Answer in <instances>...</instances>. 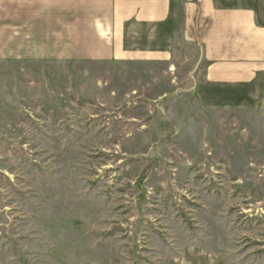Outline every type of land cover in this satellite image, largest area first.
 Segmentation results:
<instances>
[{
	"label": "rangeland",
	"instance_id": "1",
	"mask_svg": "<svg viewBox=\"0 0 264 264\" xmlns=\"http://www.w3.org/2000/svg\"><path fill=\"white\" fill-rule=\"evenodd\" d=\"M169 67L0 63V264H264V89Z\"/></svg>",
	"mask_w": 264,
	"mask_h": 264
},
{
	"label": "crops",
	"instance_id": "2",
	"mask_svg": "<svg viewBox=\"0 0 264 264\" xmlns=\"http://www.w3.org/2000/svg\"><path fill=\"white\" fill-rule=\"evenodd\" d=\"M111 59L175 65L197 104L261 93L264 19L247 0H0V63Z\"/></svg>",
	"mask_w": 264,
	"mask_h": 264
}]
</instances>
